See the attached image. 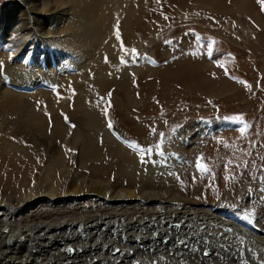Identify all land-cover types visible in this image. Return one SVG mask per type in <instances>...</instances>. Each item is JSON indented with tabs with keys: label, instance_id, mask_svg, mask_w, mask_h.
I'll list each match as a JSON object with an SVG mask.
<instances>
[{
	"label": "rangeland",
	"instance_id": "rangeland-1",
	"mask_svg": "<svg viewBox=\"0 0 264 264\" xmlns=\"http://www.w3.org/2000/svg\"><path fill=\"white\" fill-rule=\"evenodd\" d=\"M24 1L0 0V41L8 44L7 48H2V60L12 62L17 52L19 54L14 61L18 63L28 59L27 73H30L34 62L44 68L46 63H54L56 54L60 55L58 47L50 42L55 35L52 28L56 27L53 17L58 14L47 15L42 11L32 21L34 14L27 10ZM52 2L40 0L39 4L50 6ZM69 2L84 7L83 0ZM248 2L253 3L254 12L258 11L264 18V7L258 0ZM218 5L215 9L210 0H100L97 14L104 19V26L99 28L98 35L100 33L102 40L103 34L105 36L108 32L109 37L103 40L104 51L101 46L95 49V53L101 54L103 63L110 64L112 69L105 71L106 83L101 84L97 79V66L92 65L95 62H89L87 67L86 63L83 64L82 84L86 83V86L81 93H85V106L97 117L90 112L86 120L87 123L90 120V123H95L94 129H105L115 139L112 130L104 124V117L108 119L121 138V142L114 141L127 151L129 158H125L131 160L129 164L137 178L152 173L157 177L160 175V179L163 176L189 200L203 204L221 201L226 213L236 212L243 221L262 230L259 224L264 221L260 217L264 213V28L239 1L219 0ZM18 25L24 28L11 36V31ZM209 43L212 44L211 49ZM132 49L136 50L135 54ZM121 58L126 62L122 63ZM71 71L67 72L71 74ZM0 73L2 79L10 81L9 76ZM112 74L114 76L110 79ZM122 77L127 79L126 89H119L116 84L119 81L112 80ZM72 84L73 80L64 85L48 86V90H24L22 94L31 96L32 109L44 115L47 134L53 124V113L47 110L46 101L40 99L47 100L48 95L52 98L56 116L67 126H60V130L66 132L56 141L65 145L63 161L71 171L84 177L99 176L114 187L119 183L123 186L126 181L124 178L115 181L118 169L106 163L111 159L108 156L104 155L103 161L109 170L101 168L99 174L91 170L88 162L82 167L77 166L75 148L81 143L84 146L88 144L86 133L90 123H80L82 111L77 115L72 113L79 95V90ZM25 87H31L30 83ZM4 92V88H0V96ZM39 93H44L42 98L39 95L33 99L32 95ZM2 104L0 102V113L6 115L10 111ZM23 115L20 118L19 113L13 115L14 130L10 131L7 139L31 149L33 145L26 141L28 139L14 136L15 130L29 129ZM236 116L243 119H234ZM241 128H245L243 134ZM76 134L83 138L76 140ZM100 135L103 138H98L97 142L96 137L94 145L103 146L101 149L104 151V133ZM1 145L5 142L0 137L2 204L5 196L16 194L18 197L37 189L38 178L47 167V155L37 149L32 155L28 150L24 158H15L5 154ZM111 147L109 149L116 153ZM149 148L151 152L146 151ZM198 157L208 166L207 172L197 169ZM50 178L57 193L66 189L63 180L59 183L62 179L59 171L51 174ZM225 193L229 195L224 196ZM94 203L92 198H88L81 204ZM216 256L220 257L219 254Z\"/></svg>",
	"mask_w": 264,
	"mask_h": 264
},
{
	"label": "bare ground",
	"instance_id": "bare-ground-1",
	"mask_svg": "<svg viewBox=\"0 0 264 264\" xmlns=\"http://www.w3.org/2000/svg\"><path fill=\"white\" fill-rule=\"evenodd\" d=\"M69 1L53 0L50 6L39 4L40 0L24 1L27 10L34 14L31 17L32 21H35L42 11L47 15L58 14L53 17L56 19L53 20V25L55 24L56 27L52 28L55 35L50 40L58 47L60 54L59 56L56 54L54 63H46L43 68L42 65L34 62L32 64L34 69L27 73L28 59L18 63L14 61L19 53H14L16 55L12 62L2 60V48H7L8 44L5 43L6 41L4 43L0 41V63H4L0 72L10 78V81L8 78H4L3 81L0 76V88L5 90L0 96V102L10 111L6 115L0 113V137L5 142L1 147L5 154L14 155L15 158L18 156L24 158L28 150H31L29 154L32 155L31 153L37 149H41L47 155V167L38 178L39 185L35 191L18 197L15 196L16 194L8 195L1 200L0 264H153V262L155 264H264V221L261 224L258 222L262 228L259 230L257 227L254 228L256 225L252 227V224L239 218L238 213V215L235 214L236 212L226 213L227 210L222 207L221 201L207 204L191 201L181 195L172 183L166 182L163 176L160 179V173L158 177L157 174L154 176L152 173L137 178L135 171H132V165L129 164L131 160L127 159L129 158L127 151L125 152L114 141L116 139L121 142V138L113 134L108 119L104 117V124L107 129L112 130L110 132L115 139H112L105 129L104 131L100 128L94 129L92 126H95V123H90L91 120L87 123L88 113L95 112L85 106V93H81L82 89H85L84 85L86 86V83L82 84L85 73L83 64L86 63L87 67L88 64L95 62L92 65L97 66L95 70L98 73V82L106 83L104 73L111 67L109 68L110 64L103 63L104 58L100 57L101 54L99 56L95 53V49L102 46L101 50L104 51L103 40L107 39L108 32L105 36L103 34L101 40L98 31L100 27L103 28L104 19L97 14L100 0H83L84 7ZM210 1L215 9L219 7V0ZM237 1L242 4L245 11L252 13L264 28V18L258 11L254 12L253 3H249L248 0ZM21 28L24 26L18 25L10 35ZM9 44L11 45L12 42ZM91 44L95 45L91 47ZM67 71H71L72 75ZM114 74L109 78H113ZM125 75L128 76L127 72ZM72 80L74 82L72 85L79 90L72 113L77 115L82 111L84 114L83 118L79 116L80 123L87 125L90 123L86 133L88 144L84 146L81 143L75 148L77 166L82 167L88 162L91 164V170H95L98 174L101 168L109 170L106 163L113 168L117 166L115 181L124 178L125 186L119 183L114 187L99 176L92 174L90 177H84L80 173L71 171L63 161L65 155L62 154H65L63 150L66 147L56 141L58 136L66 132V130L62 132L60 126L64 128L67 126L56 116L52 98L48 95L49 99H40L46 101L47 110L53 113V124L50 133L47 134L45 132L47 121L45 122L44 115L35 107V110L32 109L29 101L31 96L22 94L24 89L25 91L32 88L40 89L39 83L48 87L57 86V83L68 84ZM112 80L119 81L116 83L119 89L124 87L126 89V77ZM29 83L31 87H25ZM22 88H24L22 91L14 90ZM12 90L20 93L15 95L16 92ZM43 94L39 93L32 97L34 99L35 96L40 95L42 98ZM120 103L121 101L118 104ZM18 113L19 118L25 114L23 121L29 129L23 127L15 130L14 136L28 139L29 141L25 140L32 143L31 149L7 139L14 128L13 115ZM99 133H104V151L101 149L103 146L94 145L96 137L97 142L98 138H103ZM82 138L76 134V140ZM109 147L117 152L113 153ZM104 155L110 157V161L108 159L104 163ZM56 171L62 176L59 183L61 184L63 180V186L66 187L59 193L52 186L50 178V175ZM137 183L139 185L135 187ZM226 195L229 194L225 193L224 196ZM88 198H92L95 203L81 204ZM15 204L19 205L15 206ZM261 216L264 218V213H261ZM172 223L177 225L174 226ZM225 227L229 230L226 231ZM67 245L72 247V253L65 251ZM204 252L208 255H203Z\"/></svg>",
	"mask_w": 264,
	"mask_h": 264
},
{
	"label": "snow or ice",
	"instance_id": "snow-or-ice-1",
	"mask_svg": "<svg viewBox=\"0 0 264 264\" xmlns=\"http://www.w3.org/2000/svg\"><path fill=\"white\" fill-rule=\"evenodd\" d=\"M157 2H159V0H157ZM258 3H260L261 6L264 7V0H258ZM165 19H167V17H165ZM116 36H117V38L119 39V31H118V30H117V32H116ZM208 47H209V49H211L212 44L209 43ZM131 52H132L133 54H135L136 50H135V49H132ZM121 62L124 63V62H126V61H124L123 58H121ZM0 68H2V63H0ZM242 83H243V82H242ZM109 95H111V94L109 93ZM103 99H104V98L102 97L101 100L103 101ZM233 118H234V119H238V120H242V119H243L242 116H236V117H233ZM109 127H111V124H109ZM240 132H241V134H243V133L245 132V128H241V129H240ZM69 151H70V150H69ZM146 151H147V152H151L152 149L149 148V149H146ZM229 163H232V162L229 161ZM196 167H197L198 170H200V171H202V172H207V171H208V166H207L206 164H204V163L201 162V158H200V157L197 158ZM225 167H227V165H225ZM153 235H155V233H153ZM69 251H72V249H69ZM116 251L118 252L119 249H117ZM204 255L207 256L208 253L205 252ZM161 259H163V257H161ZM153 264H155V262H153Z\"/></svg>",
	"mask_w": 264,
	"mask_h": 264
},
{
	"label": "water",
	"instance_id": "water-1",
	"mask_svg": "<svg viewBox=\"0 0 264 264\" xmlns=\"http://www.w3.org/2000/svg\"><path fill=\"white\" fill-rule=\"evenodd\" d=\"M69 249H72V247H70V246H66V247H65V251H66V252L72 253L73 250H72V251H69Z\"/></svg>",
	"mask_w": 264,
	"mask_h": 264
}]
</instances>
